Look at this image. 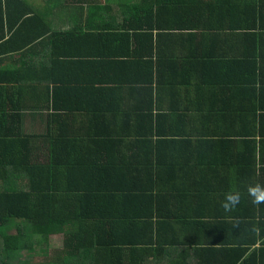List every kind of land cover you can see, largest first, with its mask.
Masks as SVG:
<instances>
[{
	"label": "trees",
	"instance_id": "16d2710c",
	"mask_svg": "<svg viewBox=\"0 0 264 264\" xmlns=\"http://www.w3.org/2000/svg\"><path fill=\"white\" fill-rule=\"evenodd\" d=\"M102 10L123 16L122 28L73 35L74 42L150 48L134 55L149 58L147 80L159 88L152 105L166 82L170 103L121 120L135 133L74 134L61 117L51 119L58 96L142 93L145 79L112 78L132 70L130 59L115 61L125 55H106L99 88L33 75L48 70L54 50L26 61L21 78L0 77V264H264V202L246 193L249 184L264 185V0H138ZM194 79L230 85L231 101L190 100L180 110L177 85ZM40 116L25 130L27 118ZM196 142L198 154L187 149ZM75 145L104 159L79 162ZM131 145L137 151L120 148ZM194 160L201 161L181 166ZM184 169L191 175L183 179ZM232 191L239 203L225 211L221 201Z\"/></svg>",
	"mask_w": 264,
	"mask_h": 264
},
{
	"label": "crops",
	"instance_id": "0c3cea01",
	"mask_svg": "<svg viewBox=\"0 0 264 264\" xmlns=\"http://www.w3.org/2000/svg\"><path fill=\"white\" fill-rule=\"evenodd\" d=\"M136 1L138 0H0V77L6 78L4 81L13 77L21 78L24 76L26 61L38 60L43 53L50 54L51 50H54L58 55L49 65L48 70L46 68L34 70L33 75L40 72L43 76L49 75V78L55 76V78L63 81L88 80L92 82L94 88H99L106 79L104 73L106 55H125L118 56L116 59L119 60L115 61L118 64L121 61L130 59L128 61H131L130 68L132 70L130 73L117 74L112 78L119 81L120 78H131L132 81L129 85H135L134 79H145L144 82L140 83L142 84V93L127 90L124 93L116 94L114 97L89 93L82 95L66 94L58 96L56 99L61 104V109L50 110V113L53 116L51 119L61 117L62 120H65V126L74 134L93 135L94 133L109 132L112 128L113 130L110 132L135 133L133 124L130 122L123 124L121 120L128 121L129 118H137V115L139 117V114L142 113L138 112V107L146 108V110H162L170 103L166 93L174 88H169L171 87L169 86L170 82L164 83L160 87V91L164 96H161L160 100L152 105L151 97L159 96L157 91L159 88L147 80L150 78L148 71H150L149 66L151 65L145 64L144 61L149 58L148 56L135 57L134 55L135 53L147 55L152 50L134 44L123 47L106 46L89 40L86 41L84 39L86 36H79L83 39L74 42L73 35L76 37V35L98 32L101 27L117 26V28H122L124 17L118 14H104L102 8L106 5L131 4ZM44 30L46 33L43 34ZM47 33L51 38L50 43L49 45H42V37ZM8 72L11 73L8 74ZM14 72L16 75L13 74ZM180 83L184 84L181 81ZM206 83H201L198 79H194L190 86L185 85L184 87V85L178 83L179 89H176L177 97H174L176 98L174 103H178L177 107L180 110H187L189 108L187 101L190 100L191 102L194 101L193 104H196L197 101L219 103L231 101L232 89L230 85L227 86L221 83L209 85ZM1 84L17 85L19 83L16 81L14 83L2 82ZM196 87H204L205 89L200 92ZM216 87L220 90L216 89L215 92H212L209 89ZM130 91L132 93H129ZM198 109L195 106L191 111L198 113L196 112ZM41 121V116L34 119L27 118L24 128L31 131L32 127L39 126L42 123ZM115 123L117 125L114 126ZM210 131L213 130L210 128ZM70 148L73 150L74 154H71L75 155V160L82 163L88 161L99 163L104 159L100 151L90 157H84L80 152H77L79 151L77 145L74 149ZM120 148L123 150L128 148L130 151L127 153L137 151V147L132 145ZM187 149L188 151L193 149L191 151L196 154L199 150H203L197 145V142L196 145L192 144V147ZM196 161L200 162L201 160H194L193 165L181 163V166H196ZM160 163L168 164L169 162L165 157H161ZM190 175V170H181V178L184 179Z\"/></svg>",
	"mask_w": 264,
	"mask_h": 264
},
{
	"label": "clouds",
	"instance_id": "9594fccd",
	"mask_svg": "<svg viewBox=\"0 0 264 264\" xmlns=\"http://www.w3.org/2000/svg\"><path fill=\"white\" fill-rule=\"evenodd\" d=\"M246 193L254 204L264 202V185L260 183L249 184L246 187ZM239 200L240 193L238 191L226 193L224 199L221 201V207L225 211H229L239 203Z\"/></svg>",
	"mask_w": 264,
	"mask_h": 264
},
{
	"label": "rangeland",
	"instance_id": "374dc122",
	"mask_svg": "<svg viewBox=\"0 0 264 264\" xmlns=\"http://www.w3.org/2000/svg\"><path fill=\"white\" fill-rule=\"evenodd\" d=\"M60 237H56V239L53 240V243H55V246L58 245L60 243ZM35 252V256H37V250L34 251Z\"/></svg>",
	"mask_w": 264,
	"mask_h": 264
}]
</instances>
